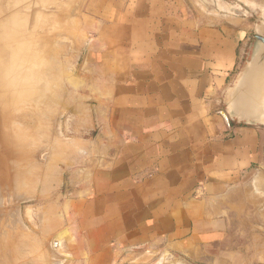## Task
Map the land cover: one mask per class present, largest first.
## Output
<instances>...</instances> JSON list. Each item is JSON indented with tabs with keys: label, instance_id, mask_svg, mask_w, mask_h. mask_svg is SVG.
I'll return each instance as SVG.
<instances>
[{
	"label": "crops",
	"instance_id": "crops-1",
	"mask_svg": "<svg viewBox=\"0 0 264 264\" xmlns=\"http://www.w3.org/2000/svg\"><path fill=\"white\" fill-rule=\"evenodd\" d=\"M83 16L70 264H264L260 129L220 113L249 17L192 0H87Z\"/></svg>",
	"mask_w": 264,
	"mask_h": 264
},
{
	"label": "rangeland",
	"instance_id": "rangeland-1",
	"mask_svg": "<svg viewBox=\"0 0 264 264\" xmlns=\"http://www.w3.org/2000/svg\"><path fill=\"white\" fill-rule=\"evenodd\" d=\"M10 2L19 10L15 30L6 34L15 51L6 68L24 76L13 83L15 96L9 104L0 105V134L8 139L0 142V264H70L64 204L75 185L65 166L73 153L83 151L69 125L71 101L88 82L87 64L81 67L88 41L83 16L87 0ZM262 15L256 8L249 16L250 35L240 65L248 58ZM258 128L262 159L255 169L264 184V126Z\"/></svg>",
	"mask_w": 264,
	"mask_h": 264
},
{
	"label": "water",
	"instance_id": "water-1",
	"mask_svg": "<svg viewBox=\"0 0 264 264\" xmlns=\"http://www.w3.org/2000/svg\"><path fill=\"white\" fill-rule=\"evenodd\" d=\"M192 2L200 9L248 17L254 16L256 8L262 10L263 15L253 34L251 51L223 92L220 113L229 126L233 122L255 127L264 126V0H192ZM89 51L90 46L86 49L81 67L87 64ZM58 236L55 245L59 249ZM155 258V255H148L136 260L134 264H150Z\"/></svg>",
	"mask_w": 264,
	"mask_h": 264
},
{
	"label": "bare ground",
	"instance_id": "bare-ground-1",
	"mask_svg": "<svg viewBox=\"0 0 264 264\" xmlns=\"http://www.w3.org/2000/svg\"><path fill=\"white\" fill-rule=\"evenodd\" d=\"M18 10L16 4L11 3L10 0H0V105L4 107L15 96L12 89L13 83L18 81V77L21 79L24 76V72H21L20 75L13 74L10 68H6L8 59L15 57V51L12 49V39L6 34L8 31L15 30V14ZM24 34H18V36L21 38ZM0 120L2 119L0 118ZM7 141L6 135L0 134V142L6 143Z\"/></svg>",
	"mask_w": 264,
	"mask_h": 264
}]
</instances>
